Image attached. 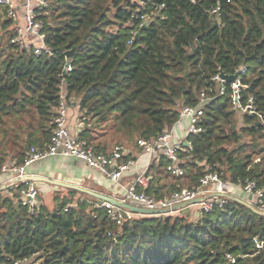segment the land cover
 Here are the masks:
<instances>
[{"label":"trees","instance_id":"1","mask_svg":"<svg viewBox=\"0 0 264 264\" xmlns=\"http://www.w3.org/2000/svg\"><path fill=\"white\" fill-rule=\"evenodd\" d=\"M37 12L52 55L11 42L15 21L7 8L0 21V168L23 164L32 146L49 142L63 97L79 105V137L109 152L97 128L121 146L153 141L206 92L204 132L189 134L191 147L178 152L184 175L169 170L174 162L165 155L153 168L172 179V194L199 190L209 173L264 186V126L250 116L239 126L231 83L216 96L214 80L246 67L242 96L253 95L264 113V0H49ZM138 190L167 198L154 186ZM79 193L70 189L53 209L39 203L32 212L0 191V264H264V215L235 199L194 220L133 213L118 224L94 198H75Z\"/></svg>","mask_w":264,"mask_h":264},{"label":"built area","instance_id":"2","mask_svg":"<svg viewBox=\"0 0 264 264\" xmlns=\"http://www.w3.org/2000/svg\"><path fill=\"white\" fill-rule=\"evenodd\" d=\"M49 0H25L24 3V24L15 26V35L12 37L11 42L17 43L22 47L28 49L33 48L36 55L48 54L52 55L54 52L46 44V35L42 31L44 28V22L39 18L38 9L48 7ZM0 5L7 8V15L9 18H17V12L15 9V3L13 0H0ZM220 7L215 9L218 12ZM144 18V17H143ZM145 23H142L144 25ZM34 36L36 42L31 43L28 41V36ZM65 70L67 72L72 71V65L68 61ZM246 71V67L242 68V72ZM219 83L216 96H222L226 93V81L221 79L219 75L214 77ZM232 88V108L242 116H250L258 123L264 126V113L261 112L258 105L255 102L253 95L247 96L246 99L242 96V90L245 88L240 79L237 82L231 83ZM212 99L206 92H202L199 102L192 106L186 105L181 109L180 120L187 118L189 120L188 133L200 134L204 132V126L202 125L203 117L205 116V105ZM68 104L63 97L57 115L54 119L55 129L50 137L49 142L43 147L39 148L32 146L25 158V161L21 165L4 164L0 168V176L3 174H10L9 179L5 183H22L20 190V202L28 206L30 210L35 211L39 204V189L37 183L34 180H27L24 177L27 176L26 169L33 162L43 160L50 156L65 155L83 160L89 167L96 168L103 172L111 181L117 182L123 175V172L131 164L132 159L124 161L126 156L124 147L116 144L109 152L96 151L86 140L79 137V134L73 133L68 125ZM139 146L146 152L159 153L167 156L174 162L169 166V170L177 176L184 175V169L178 165L179 157L178 152L182 150V144L173 141V134L171 131L165 132L158 139L153 141L139 140ZM186 146L191 147V143L188 142ZM212 180H222L217 174H206L201 180L203 187L199 190H192L184 188L182 190L175 191L170 197L164 199H158L153 195L147 194L145 191H139V186L147 185V176L141 175L137 178L135 183L130 186L126 194L120 200L124 202H132L147 208H162L168 209L170 213H176L182 215L183 212L177 209V205L183 202H189L199 198V202L196 204L200 207V211L212 212L217 208L222 209L227 199L230 198L228 194L229 185L226 181L222 180V185L219 190H213L206 188ZM245 192L252 197L251 204L258 210L264 212V186H258V183L252 179H246L242 185ZM99 207L107 209L110 219L118 224H122L125 216H130L133 213L128 210L116 207L110 202L100 201ZM256 246L261 248L263 243L255 239ZM228 258L235 262L236 258L228 254ZM21 261H16L14 264H21Z\"/></svg>","mask_w":264,"mask_h":264},{"label":"crops","instance_id":"3","mask_svg":"<svg viewBox=\"0 0 264 264\" xmlns=\"http://www.w3.org/2000/svg\"><path fill=\"white\" fill-rule=\"evenodd\" d=\"M13 1L15 3V9L17 12V18L15 19V24L13 26V30H14L15 26L24 24L25 0H13ZM5 9H6L5 6L0 5V21L5 17L4 15ZM2 28L3 26L0 22V29L2 30ZM28 41L34 43L37 40L34 36L30 35L28 36ZM80 117L81 116H80L79 105L77 103L76 105L75 104L70 105L68 107V125L75 134H79L85 126V123L82 121ZM239 118L242 119L243 121L242 115L239 114ZM188 124H189V120L187 118L181 119L177 122V124H175V126L171 130L173 134L174 142L184 145H186V143L189 142ZM96 140L97 142H100L102 145H105L106 148H108L109 150L112 149V147L116 143H119L120 141L117 137L111 134H102L101 136H98ZM123 143L122 144L126 156H130L132 161L117 182L111 181L100 170L89 167L83 160L70 156H65L62 154L50 156L43 160H38L33 162L30 166L27 167L26 172L28 175L39 174L63 182L79 185L91 189L95 192L112 196L117 199L123 198V196L126 194L130 186H132L135 183V181L139 176L144 174L147 176V185L140 187L146 189L149 186L152 187L154 186L156 190L157 188L161 190L160 192L161 194H159L160 196H162L163 195L162 193H164L165 197H170L172 193L169 192V186L172 183V179L166 178L164 176H159L155 167L153 168V165L157 166L159 164L160 157L162 156L161 152L156 154L146 152L142 147L139 146V141L138 143L136 142H123ZM9 176L10 174H3L0 176V188L4 185L11 184V183H5L6 180L9 179ZM222 180H212L206 188L213 189L215 191L219 190L222 185ZM226 182L229 185L228 194L233 196V198L230 197L231 199L234 198L235 200L241 199L244 200L247 204H251L252 197L245 192L242 185L233 184L229 181ZM36 183L39 189V196H40L39 203H44L47 206H48L47 203L48 197L54 191L61 190V191H65L66 193H69L70 190V188L58 186L48 182H36ZM21 187H22V183H16L15 185L8 187L2 191H5V194L8 195L15 194L17 198L20 200ZM79 192L80 193L77 194L75 198L83 196L85 198H90L91 202H93L92 198H94L95 200L94 203L97 206L100 203V200L98 198L81 191ZM73 205L76 204L74 203ZM49 209H53V208L49 207ZM198 210H200V207L198 205H194L191 207V212L187 213V215L190 216V218L193 220L197 219ZM176 214H178V212H176ZM22 264H32V261Z\"/></svg>","mask_w":264,"mask_h":264},{"label":"water","instance_id":"4","mask_svg":"<svg viewBox=\"0 0 264 264\" xmlns=\"http://www.w3.org/2000/svg\"><path fill=\"white\" fill-rule=\"evenodd\" d=\"M66 54L68 57H71L74 54V49L67 51ZM241 72H242V68L238 69L234 74H226L224 72H221L219 76L221 79H224L226 82L232 83V82H237L239 80ZM186 145H187V143H186ZM24 178L27 180H34L35 182H48V183L55 184L58 186H63L66 188L75 189V190L84 192L86 194H89L91 196H94V197L98 198L100 201L110 202L118 208L125 209V210H128L129 212L140 214V215L156 216V215H162V214H170V211L168 209L147 208V207H143V206H140V205L132 203V202H124L120 199L95 192L91 189H88V188H85V187H82L79 185L63 182V181L53 179V178H49V177L39 175V174H30V175L25 176ZM15 184H16V181H13L9 185H4L0 188V191L6 189L8 187H11ZM229 197L233 198V196H231V195H229ZM39 199H40V196H39ZM236 200L241 202V203L248 205L255 212L264 215V212L258 210L255 206H253L251 204H247L244 200H241V199H236ZM199 201H200L199 198H197V199H194V200L189 201V202H183V203L178 204L176 208L178 210L180 209L183 213L187 214V213L191 212V207L196 205Z\"/></svg>","mask_w":264,"mask_h":264},{"label":"rangeland","instance_id":"5","mask_svg":"<svg viewBox=\"0 0 264 264\" xmlns=\"http://www.w3.org/2000/svg\"><path fill=\"white\" fill-rule=\"evenodd\" d=\"M1 17H3V16H1ZM2 34V32H1V29H0V35ZM5 40H6V37H1L0 38V48H1V45L2 44H4V42H5ZM238 120H239V126H240V124H242V119H240V118H238ZM94 134L96 135V136H101L102 134H104V131L102 130V129H100V128H97L96 129V131L94 132ZM112 135V134H111ZM257 159H258V157H257ZM68 192V191H67ZM65 194V195H64ZM71 196H70V194L69 193H66L65 191H61V190H57V191H54L49 197H48V206L50 207V208H53V207H55L57 204H58V201L59 200H62V199H69ZM200 210H198V217H199V215H200ZM173 214H176V213H173Z\"/></svg>","mask_w":264,"mask_h":264}]
</instances>
